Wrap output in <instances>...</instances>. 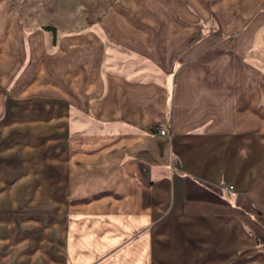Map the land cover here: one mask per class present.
Returning a JSON list of instances; mask_svg holds the SVG:
<instances>
[{
	"label": "crops",
	"instance_id": "1",
	"mask_svg": "<svg viewBox=\"0 0 264 264\" xmlns=\"http://www.w3.org/2000/svg\"><path fill=\"white\" fill-rule=\"evenodd\" d=\"M123 1L104 22L127 72L94 62L93 90L70 102L91 123L47 175L68 216L65 253L264 264V0ZM84 83L66 79L64 97Z\"/></svg>",
	"mask_w": 264,
	"mask_h": 264
},
{
	"label": "rangeland",
	"instance_id": "2",
	"mask_svg": "<svg viewBox=\"0 0 264 264\" xmlns=\"http://www.w3.org/2000/svg\"><path fill=\"white\" fill-rule=\"evenodd\" d=\"M120 2L0 0V264H80L64 251L68 216L62 198L49 195L57 183L49 187L47 175L67 137L79 134V120L91 123L70 102L93 90L94 62L127 72L126 48L104 22ZM97 45L103 51L95 60ZM137 57L130 56L132 67ZM69 77L87 82L72 99L62 93ZM103 258L84 264H108Z\"/></svg>",
	"mask_w": 264,
	"mask_h": 264
},
{
	"label": "built area",
	"instance_id": "3",
	"mask_svg": "<svg viewBox=\"0 0 264 264\" xmlns=\"http://www.w3.org/2000/svg\"><path fill=\"white\" fill-rule=\"evenodd\" d=\"M157 132L159 135L166 134L165 129L161 125L157 126ZM221 188L224 192L227 191L230 194H235L234 186L232 184H223ZM263 251H264V245H263Z\"/></svg>",
	"mask_w": 264,
	"mask_h": 264
},
{
	"label": "trees",
	"instance_id": "4",
	"mask_svg": "<svg viewBox=\"0 0 264 264\" xmlns=\"http://www.w3.org/2000/svg\"><path fill=\"white\" fill-rule=\"evenodd\" d=\"M44 30H48L51 31L53 33V35L55 36V27L51 26V25H45L42 27Z\"/></svg>",
	"mask_w": 264,
	"mask_h": 264
}]
</instances>
